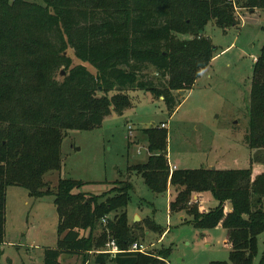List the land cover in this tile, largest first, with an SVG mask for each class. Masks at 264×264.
<instances>
[{"label": "trees", "instance_id": "16d2710c", "mask_svg": "<svg viewBox=\"0 0 264 264\" xmlns=\"http://www.w3.org/2000/svg\"><path fill=\"white\" fill-rule=\"evenodd\" d=\"M40 1L0 0V244L6 191L15 186L37 200L53 196L61 237L55 248L44 250L42 264L103 249L111 238L127 251L137 242L129 237L125 212L129 181H117L101 195L75 193L85 183L72 179H59L53 194L41 191L44 175L60 170L63 137L68 130L99 128L112 113L122 115L131 107L129 91L162 99L171 116L182 103L179 93L191 91L215 57L211 40L201 35L205 26L213 23L226 33L238 25L234 5L264 10V0ZM68 50L95 73L73 65ZM143 132L147 161L129 171L141 175L155 195L170 186L169 210L188 215L194 229L225 231L228 262L209 264H252L264 233V172L255 177L250 169L170 172L164 128ZM246 143L259 156L254 161L253 154L250 163L264 164V44L253 66ZM203 193L216 201L213 209L193 200ZM117 211L115 221L105 220ZM101 220L105 224L96 237ZM143 224L156 230L148 221ZM92 258L93 264H167L168 251L112 258L94 252ZM258 264H264V253Z\"/></svg>", "mask_w": 264, "mask_h": 264}, {"label": "rangeland", "instance_id": "374dc122", "mask_svg": "<svg viewBox=\"0 0 264 264\" xmlns=\"http://www.w3.org/2000/svg\"><path fill=\"white\" fill-rule=\"evenodd\" d=\"M25 1L42 4L40 0ZM234 12L238 21L236 27L223 33L213 23H208L201 32L211 40L215 57L192 90L179 94L178 100L182 103L171 116L162 99L148 92L129 91L131 107L122 115L112 113L99 128L66 132L60 145V170L44 175L45 186L41 191L53 194L59 179H72L85 183L75 193L101 195L109 192L115 182L129 181L131 190L125 209L129 237L153 247L143 256L154 257L158 251L167 250V264L228 262L221 228L194 229L188 215L169 210V203L174 199L170 186L167 192L155 195L142 176L129 168L147 161L149 153L143 131L164 125L170 167L250 169L253 177L264 172L263 163H250L255 151H250L246 143L253 66L264 44V10H243L236 4ZM68 55L73 65L82 64L95 73L91 66L75 59L71 50ZM255 157L257 161L259 156ZM108 197H101L98 202ZM194 197L205 210L217 205L208 193H203L201 199L199 194H194L193 200ZM226 210L230 207L226 206ZM120 212L110 213L105 220L115 221ZM145 221L152 223L156 230L148 231L143 224ZM99 222L100 230L94 232L96 237L105 223ZM4 230L0 264H42L44 250L55 248L61 237L57 235L53 196L37 200L20 187H9ZM101 250L84 256L61 255L59 261L61 264H93V253ZM263 253L264 233L258 237L257 255L252 264H258Z\"/></svg>", "mask_w": 264, "mask_h": 264}, {"label": "built area", "instance_id": "2783aa9c", "mask_svg": "<svg viewBox=\"0 0 264 264\" xmlns=\"http://www.w3.org/2000/svg\"><path fill=\"white\" fill-rule=\"evenodd\" d=\"M161 128H164V125H161ZM128 130L131 131V128L128 127ZM169 169H170V172H173L174 170H176L175 167H170V166H169ZM194 200L196 201L197 197H194ZM103 222H105V220H103ZM152 248L153 247L146 246L143 243L135 242L129 247V249L127 251H123V250L121 251L118 248L115 240L111 238L105 242L103 249L99 253L109 255L112 258V257H115L117 254H120L122 252L147 254L148 252L151 251Z\"/></svg>", "mask_w": 264, "mask_h": 264}, {"label": "crops", "instance_id": "0c3cea01", "mask_svg": "<svg viewBox=\"0 0 264 264\" xmlns=\"http://www.w3.org/2000/svg\"><path fill=\"white\" fill-rule=\"evenodd\" d=\"M180 94V93H179ZM180 95H182V94H180ZM109 117V116H108ZM176 169H178V168H176ZM200 196L202 197V194H199V198H200ZM201 199V198H200ZM224 231V230H223ZM225 231H224V240H225ZM223 244H224V241H223ZM227 251H228V259H229V250L227 249Z\"/></svg>", "mask_w": 264, "mask_h": 264}, {"label": "water", "instance_id": "95a60500", "mask_svg": "<svg viewBox=\"0 0 264 264\" xmlns=\"http://www.w3.org/2000/svg\"><path fill=\"white\" fill-rule=\"evenodd\" d=\"M60 76H61V77L64 76V72H63V71L60 73ZM180 94L183 95V92H180ZM212 170H213V168H212ZM136 218H137V217H136Z\"/></svg>", "mask_w": 264, "mask_h": 264}]
</instances>
